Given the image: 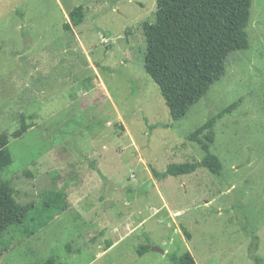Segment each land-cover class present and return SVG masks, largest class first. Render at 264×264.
<instances>
[{"label": "rangeland", "instance_id": "rangeland-1", "mask_svg": "<svg viewBox=\"0 0 264 264\" xmlns=\"http://www.w3.org/2000/svg\"><path fill=\"white\" fill-rule=\"evenodd\" d=\"M154 19L155 0H0V132L20 115L34 124L7 145L1 180L20 205L60 189L68 203L0 264H170L184 252L264 264V0H251L248 49L176 122L143 69L142 24ZM235 101L214 126L220 177L152 175L200 161L185 136Z\"/></svg>", "mask_w": 264, "mask_h": 264}, {"label": "trees", "instance_id": "trees-1", "mask_svg": "<svg viewBox=\"0 0 264 264\" xmlns=\"http://www.w3.org/2000/svg\"><path fill=\"white\" fill-rule=\"evenodd\" d=\"M250 7L251 0H155L154 22L142 24L143 69L157 86L171 121L183 119L222 78L231 53L248 49L246 28ZM68 16L71 22L79 25L82 7L74 8ZM69 29L65 24L64 30L68 32ZM237 104L235 101L209 116L185 136L203 153L200 161L169 164L163 172L152 171V175L164 179L190 175L203 168L220 177L222 164L210 151L214 143V126L218 120L231 115ZM27 119L20 115L15 130L0 132V256L33 237L68 208L67 196L62 189L42 192L39 204L20 205L14 198L11 182L1 180L2 171L10 164L7 145L34 126ZM183 232L189 238L184 229ZM7 236L8 240L4 241ZM148 251V246L142 247L138 254ZM166 257L170 264H196L189 252ZM254 261L262 264L259 257H254Z\"/></svg>", "mask_w": 264, "mask_h": 264}, {"label": "water", "instance_id": "water-1", "mask_svg": "<svg viewBox=\"0 0 264 264\" xmlns=\"http://www.w3.org/2000/svg\"><path fill=\"white\" fill-rule=\"evenodd\" d=\"M152 250H153V251H156V252H158V253H160V254H162V255L164 254V251H162V250H160V249H158V248L153 247Z\"/></svg>", "mask_w": 264, "mask_h": 264}]
</instances>
